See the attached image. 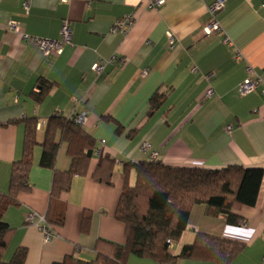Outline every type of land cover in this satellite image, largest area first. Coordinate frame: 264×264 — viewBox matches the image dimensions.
<instances>
[{
	"label": "crops",
	"instance_id": "0c3cea01",
	"mask_svg": "<svg viewBox=\"0 0 264 264\" xmlns=\"http://www.w3.org/2000/svg\"><path fill=\"white\" fill-rule=\"evenodd\" d=\"M25 1L0 0V193L8 192L12 165L23 155L25 124L12 121L38 120L27 189L3 214L14 230L4 261L20 247L27 249L25 264H55L68 257L92 261L100 239L125 244L126 227L116 209L127 164L241 165L264 173V96L260 90L239 92L248 65L264 80V0H224L219 14L223 31L215 34L205 32L212 0H165L159 8L150 7V0H29L28 10ZM130 15L132 25L115 29L118 20ZM65 20L73 44L60 54H44L31 38L60 39ZM12 21L17 29L10 28ZM168 32L174 35L173 44ZM100 60L106 65L97 74L92 67ZM40 78L55 86L37 103L31 93ZM159 88L169 94L150 116V98ZM210 88L212 97L207 96ZM85 110L89 117L82 128L95 140L87 171L74 175L70 188L52 199L55 171H68L72 156L58 131L55 169L41 166L48 119ZM118 125L124 128L120 135ZM144 143L150 144L147 152ZM105 158L110 162L100 167ZM128 175L134 185L135 169ZM30 212L52 227L49 241L42 222L27 220ZM235 213L243 218L240 224L204 203L195 205L174 252L202 232L245 243L231 264H264V175L256 204ZM61 216L63 224H54ZM127 263L159 264L134 254ZM177 264L216 263L180 258Z\"/></svg>",
	"mask_w": 264,
	"mask_h": 264
},
{
	"label": "trees",
	"instance_id": "16d2710c",
	"mask_svg": "<svg viewBox=\"0 0 264 264\" xmlns=\"http://www.w3.org/2000/svg\"><path fill=\"white\" fill-rule=\"evenodd\" d=\"M38 88L31 96L37 103L43 102L53 90L55 84L46 78L39 79ZM169 92L157 89L150 98L149 115L161 106ZM25 124L22 158L14 162L11 170L9 190L0 193V264H25L26 248H18L10 261L3 260V254L12 236L13 229L3 220L4 212L18 204V194L27 189V181L33 164L37 118L13 120V123ZM123 126L116 130L120 135ZM61 131L62 140L69 143L72 156L70 169L59 173L55 171L52 199L68 190L74 175H84L95 147V140L81 125L72 118L52 116L48 119L40 164L55 169L59 143L56 133ZM129 136H132L129 133ZM110 162L105 158L103 163ZM112 164V163H110ZM134 168L136 181L129 183V169ZM99 170V169H98ZM97 173V171H96ZM125 183L120 195L116 218L126 227L125 244H116L100 239L96 244V259L85 261L73 257L55 264H128V257L134 254L159 264H177L178 259H196L213 261L216 264H231L245 249V243L224 237L199 232L195 241L185 245L177 254L170 247L180 240L188 229L193 207L206 204L213 213L223 214L234 224H240L243 218L235 212L244 206H254L257 202L263 180L262 168H245L241 165H229L222 168H188L170 166L158 161L142 160L127 164ZM111 183V181H108ZM63 216L56 225H62Z\"/></svg>",
	"mask_w": 264,
	"mask_h": 264
},
{
	"label": "built area",
	"instance_id": "2783aa9c",
	"mask_svg": "<svg viewBox=\"0 0 264 264\" xmlns=\"http://www.w3.org/2000/svg\"><path fill=\"white\" fill-rule=\"evenodd\" d=\"M207 1V0H202ZM165 0H150L149 6L152 8H159L164 4ZM24 8L26 10L29 9V0L24 2ZM224 8V0H212L208 4V12H209V19L205 26V32L207 34H215L218 32H222L223 28L219 22V14ZM134 16L130 15L127 16L124 20H118L115 25V29H120L125 31V28L127 26H130L133 24ZM10 28L11 29H17V24L15 21L10 22ZM168 40L170 44H173L174 42V35L172 32L167 33ZM24 39L28 40L30 39L27 34H24ZM31 41L39 47L44 54H60L65 46L69 45L71 46L73 44V31L70 27V22L68 20H65L61 27V38L60 39H51L46 37H32ZM225 42L232 44V41L226 37ZM233 45V44H232ZM238 57H240V53H238ZM121 63H124V60L121 61ZM106 62L103 60H100L96 62L92 70L100 74L104 68H105ZM247 71V78L240 84L239 86V92L242 95H246L252 92H255L257 90H260L261 94L264 96V80L263 78L256 73L254 68L250 65L246 66ZM210 77V76H209ZM214 95V90L212 88L208 89L207 96L212 97ZM75 103H78L79 100L77 98H74ZM89 112L87 110L82 112H76L74 111L70 118H72L77 124L84 126L88 120ZM232 129L231 126L227 127V130L230 131ZM150 148L149 143H144L142 145V150L144 152H147ZM152 157H156V152L151 153ZM27 220L29 222H42L41 230L44 235V240L49 241L53 236V230L52 227L46 223L43 216H38L35 212H30L27 216ZM170 243V247L174 248V243L171 241H168Z\"/></svg>",
	"mask_w": 264,
	"mask_h": 264
}]
</instances>
